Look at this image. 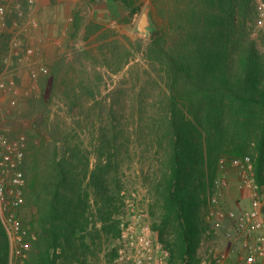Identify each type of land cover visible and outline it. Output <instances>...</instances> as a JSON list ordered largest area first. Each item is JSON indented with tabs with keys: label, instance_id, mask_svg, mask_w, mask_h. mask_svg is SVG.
I'll return each mask as SVG.
<instances>
[{
	"label": "trees",
	"instance_id": "trees-1",
	"mask_svg": "<svg viewBox=\"0 0 264 264\" xmlns=\"http://www.w3.org/2000/svg\"><path fill=\"white\" fill-rule=\"evenodd\" d=\"M113 1L129 8L126 22L141 12L140 0ZM152 3L161 21L147 41L129 40V47L105 34L97 49L63 54L51 66L49 97L28 99L24 117L37 127L28 131L33 140L22 165L25 207L35 212L25 264L100 259L106 242L121 233V170L132 142L136 155L151 150L158 162L148 180L152 226L170 250V264L198 262L202 240L214 236L203 207L215 192L223 155L252 154L257 181L263 179L264 30L256 32V0ZM92 24L75 8L70 38L84 30L88 40L97 33ZM137 54L147 64L142 75L130 73L128 80L125 73L116 83L113 76L130 72ZM150 84L160 91L151 111ZM0 264H10L1 213Z\"/></svg>",
	"mask_w": 264,
	"mask_h": 264
},
{
	"label": "rangeland",
	"instance_id": "rangeland-1",
	"mask_svg": "<svg viewBox=\"0 0 264 264\" xmlns=\"http://www.w3.org/2000/svg\"><path fill=\"white\" fill-rule=\"evenodd\" d=\"M260 1L264 3V0H256L257 7L258 2ZM58 2V0H51V5H43L38 0H0V5L6 7V14L3 17V22L6 24V28H10L14 21L27 24L29 20L36 19L38 22L36 28L29 27V30L24 35L26 42L31 44L34 48V53L29 64H19L21 65L20 69L11 71L10 68V70L5 73L4 60L7 56L6 53L10 42V34L6 33V30H3L2 33L0 32V79L6 80L10 75H14V80L19 90L17 97L12 96L11 93H5L0 90V132L4 133L12 140L22 135L25 137V146L23 147L24 157L20 165L21 168L29 152L30 141L33 140L28 135V131L37 127V122L24 117L28 107V99L32 96L49 97L52 85L51 66L56 59L66 53L72 57L76 51L88 47L97 49V46L105 41V34H107L109 38H118L121 41L126 42L129 47H131L133 42L140 39L144 42L147 41L150 34L145 35L137 28L139 18L145 9H148L155 27L158 21H161L152 0L139 1L141 12L135 14L131 22L124 21V18H126L129 13V8L124 4L113 0H97V2H89L87 0H66L63 4ZM75 8H78L82 15L88 21L93 23L92 28L98 27L97 33L92 34L88 40L84 39V30L78 34L77 38H70V33L72 31V13ZM1 29L2 27H0V30ZM260 29L264 30V21H261V16L256 32L258 33ZM256 32L254 35H256ZM126 37L128 38V41H126ZM129 40L131 41V44H129ZM12 62V65L15 66L16 61L14 58ZM41 65L48 67L49 74L45 75L40 72L38 77L33 79L30 74L31 71L40 68ZM132 65L133 67H131L130 72L126 69L121 75L113 76L116 83L125 73L127 74L125 78L128 80H132V73L134 77L142 75V73L139 72H142L143 67L147 64L142 57V54H137V59ZM147 77L148 76L146 75L145 77L142 76L139 83L141 85L145 84L147 80H149L148 78H150ZM106 78L108 81H111L109 76H106ZM133 80H136V78ZM153 81H155L154 78ZM111 84L109 86H111ZM130 84V82L126 83L124 87L127 88ZM146 87L148 106L151 111L152 108L150 106L157 100L160 91L157 85L154 86L150 84V88H148V85ZM124 99L126 100V103H131V95L130 97L129 95L124 96ZM55 109H57V107ZM129 113L130 109L128 108L126 114L128 115ZM134 136L135 135L132 136L133 140ZM135 146V142L130 143L128 152L124 153L125 162L123 163L121 170L123 172L121 176L124 187L120 193L121 204L123 205L124 211L121 220H128L132 215L136 214L143 222L148 223L151 228L157 232L158 237L160 238L159 231L152 226L154 223L151 214L153 199L150 195V182L148 181L149 177L152 178L154 173L158 170V162H156V156H153V151L151 150L143 155H140V151H138L139 155H136V152L134 151ZM90 148L92 151L96 152L93 146H90ZM247 155L253 156L252 154ZM230 158L231 156L226 154L219 159L216 175V177L220 174L229 177L228 185L224 189L218 207V210L221 211L220 213H222V215L225 214L227 222L229 220V229L226 230L223 226H220L217 233L214 230L213 237H205L197 252L198 262L194 264H205V262L210 260L212 253L227 250V248L233 246L231 245L232 240L228 235V233L232 231L233 221L228 218V212L237 210L230 202H226V200L223 201V198L227 190L232 186L236 187L238 170L230 165H225L220 168L221 160H229ZM94 162L95 158H93V163ZM244 192H246L247 195H244L243 197H246L247 201L249 200L250 202V195L247 191ZM210 199L208 200L209 202L207 201V206L203 207V211L206 212V219L210 206ZM23 218L30 233H33L35 229L34 209L31 207L26 208L23 213ZM214 223V220L209 222L211 229ZM220 223L222 222L220 221ZM120 236L121 233L119 237L113 236L110 238V241L106 242L100 259L94 264H113L116 254L113 256L112 253L113 249L119 247Z\"/></svg>",
	"mask_w": 264,
	"mask_h": 264
},
{
	"label": "built area",
	"instance_id": "built-area-1",
	"mask_svg": "<svg viewBox=\"0 0 264 264\" xmlns=\"http://www.w3.org/2000/svg\"><path fill=\"white\" fill-rule=\"evenodd\" d=\"M258 10L263 22L264 3L261 1L258 2ZM5 14L6 7L0 5V32L6 30L10 34L4 73L10 68L11 71L20 69L19 64H29L34 48L26 42L24 35L29 27L38 26L36 19H31L27 24L14 21L10 28H6L3 22ZM13 58L15 66L12 65ZM40 72L48 75V67L41 65L40 68L33 69L31 77L36 79ZM0 90L17 97L19 90L14 75L6 80L0 79ZM24 146L23 135L12 140L0 132V213L10 240L11 264H25L26 251L30 248L28 227L23 218L27 178L20 165L24 157ZM225 165L238 170L237 188L248 192L250 205L241 211L228 212V218L233 221L232 231L228 235L234 244L227 250L212 253L205 264H264V171L260 183L257 181L255 158L251 155L222 159L220 168ZM228 182L227 175H218L215 179V192L210 199L207 220H214L212 230L216 233L221 226L216 220L218 207ZM120 228V244L113 264H170V250L157 232L138 215L134 214L130 219L121 221Z\"/></svg>",
	"mask_w": 264,
	"mask_h": 264
},
{
	"label": "crops",
	"instance_id": "crops-1",
	"mask_svg": "<svg viewBox=\"0 0 264 264\" xmlns=\"http://www.w3.org/2000/svg\"><path fill=\"white\" fill-rule=\"evenodd\" d=\"M41 4L43 5H51V0H38ZM58 3L63 4V2H66V0H58ZM244 195H247L246 192L241 191L237 188V184L236 187H231L229 190H227L225 192V196L223 198V201L226 200V202H230L232 205H234V207H236L237 211H241L244 208L249 207L250 202L249 200L247 201L246 197H243ZM246 199V200H245ZM247 205V206H246ZM246 206V207H245ZM221 211L218 210V216H217V220H219V222L221 221V226H223V228H225L226 230H228L229 228V220L227 222L226 218H225V214L222 215V213H220ZM231 231V230H230ZM233 241L231 243V245H233Z\"/></svg>",
	"mask_w": 264,
	"mask_h": 264
},
{
	"label": "water",
	"instance_id": "water-1",
	"mask_svg": "<svg viewBox=\"0 0 264 264\" xmlns=\"http://www.w3.org/2000/svg\"><path fill=\"white\" fill-rule=\"evenodd\" d=\"M137 28L145 35L150 34L156 28L148 9L142 12L137 23Z\"/></svg>",
	"mask_w": 264,
	"mask_h": 264
}]
</instances>
